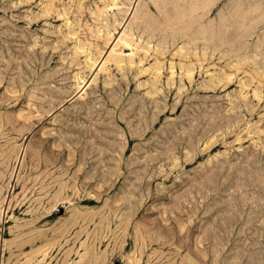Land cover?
Masks as SVG:
<instances>
[{"label":"rangeland","instance_id":"1","mask_svg":"<svg viewBox=\"0 0 264 264\" xmlns=\"http://www.w3.org/2000/svg\"><path fill=\"white\" fill-rule=\"evenodd\" d=\"M197 1L0 0V264H264V0Z\"/></svg>","mask_w":264,"mask_h":264},{"label":"bare ground","instance_id":"2","mask_svg":"<svg viewBox=\"0 0 264 264\" xmlns=\"http://www.w3.org/2000/svg\"><path fill=\"white\" fill-rule=\"evenodd\" d=\"M215 1L216 0H198L197 2H195V4L192 6L191 10L197 11L198 9H201V14H200V16L196 17V22L201 19L200 17H203L207 13L211 12V10H212L211 6ZM258 9H262V11L264 12V8H261L259 6ZM229 80H230V78H229ZM217 146L218 145H216V144L214 145V147H217Z\"/></svg>","mask_w":264,"mask_h":264}]
</instances>
